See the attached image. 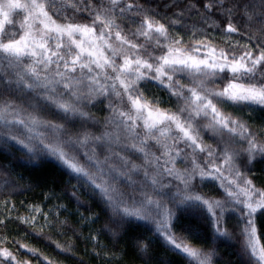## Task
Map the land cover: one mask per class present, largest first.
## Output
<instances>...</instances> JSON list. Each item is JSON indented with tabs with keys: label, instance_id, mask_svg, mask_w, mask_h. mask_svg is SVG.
Returning <instances> with one entry per match:
<instances>
[{
	"label": "snow or ice",
	"instance_id": "6c2138e0",
	"mask_svg": "<svg viewBox=\"0 0 264 264\" xmlns=\"http://www.w3.org/2000/svg\"><path fill=\"white\" fill-rule=\"evenodd\" d=\"M152 2L0 0V183L44 195L4 200L0 228L87 226L133 264H219L234 241L264 264V0ZM16 244L36 255L0 236V264H31Z\"/></svg>",
	"mask_w": 264,
	"mask_h": 264
},
{
	"label": "trees",
	"instance_id": "16d2710c",
	"mask_svg": "<svg viewBox=\"0 0 264 264\" xmlns=\"http://www.w3.org/2000/svg\"><path fill=\"white\" fill-rule=\"evenodd\" d=\"M185 0H153L152 7L159 5L157 9L159 15L163 18L168 9L165 8L164 4H183ZM176 9H173L175 11ZM171 15V13H169ZM165 22H167L165 20ZM155 91V89H153ZM254 129L257 125H253ZM264 168V164H257L254 168V173L257 182L264 180V174H262L261 169ZM17 174H23L25 176V181L29 180L28 171L17 167L15 169ZM51 169L45 168L44 170L36 173H32L33 177L48 175ZM2 180V178H0ZM209 189L205 188L204 191L207 192ZM11 193V195H9ZM70 196V193H69ZM44 195L42 188L33 186L30 191H23L20 186H17V191L13 192L12 189L4 190L2 183H0V216H8L7 210L3 207L4 200H7L9 205H15L17 211L21 215L26 214V209L24 207L25 202L39 203L43 201ZM80 200L88 206L87 198L83 195L80 196ZM55 201L51 203L45 202L41 204L44 212L49 211L52 208ZM62 204L67 206L68 211L65 215H61L60 219L63 220L65 216L69 217V226L76 228L75 221L79 219L81 213L87 216L88 213L84 211L83 208H78L75 201L69 203L68 198H64L61 201ZM13 222L9 223L6 228H0V236H6L9 240V247H12L13 241H20L31 248L36 250V255L30 252H26L25 249H19V245L16 244L13 251L19 249L21 253H24L22 258H29L31 264H133V256L128 248L127 240H123L116 249L113 250L111 246H108V250L105 252H100L98 247H93L92 242L86 240L85 237L89 234V228L84 226L83 232L77 231L76 235H73L72 231L68 228L59 227H44L41 230L40 225L44 224V218L41 215L39 221L35 228L30 225L21 224L18 220H15L16 213L12 214ZM103 218L101 222L97 225L92 226L93 229H98L102 226ZM234 223V222H233ZM258 228L260 235L264 237V218L262 221H258ZM57 244L61 247L58 248ZM107 245V241L103 237L100 239V246ZM239 245L235 244L233 241L231 246L221 247L218 250L217 256L219 258V264H239V257L236 254ZM222 257V258H220ZM47 258V259H45ZM135 264H139L138 261Z\"/></svg>",
	"mask_w": 264,
	"mask_h": 264
}]
</instances>
